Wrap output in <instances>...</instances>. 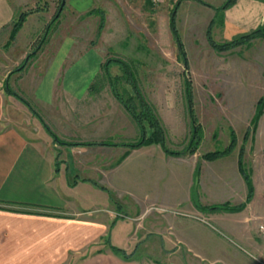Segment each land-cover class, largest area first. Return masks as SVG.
<instances>
[{
    "label": "crops",
    "instance_id": "crops-1",
    "mask_svg": "<svg viewBox=\"0 0 264 264\" xmlns=\"http://www.w3.org/2000/svg\"><path fill=\"white\" fill-rule=\"evenodd\" d=\"M225 1L217 5L206 1L211 6L200 2L213 9L209 24L216 14L215 6ZM28 2L0 0V264H171L169 255L183 256L185 252L199 261L214 241V230L202 220L210 218L262 256L258 262L238 260L227 248L228 238L217 229V263L223 259L225 264H264V248L257 243L252 228L254 214L257 216L256 188L252 200L239 211L204 210L192 198L197 184L199 192L204 193L200 198L203 205L246 202L248 186L238 154L230 160L223 157L217 165V160L200 156L172 155L156 142L133 149L121 144L140 137L141 130L113 92L107 93L110 79L102 80L105 62L97 45L76 54L75 37L65 35L47 64L40 62L45 50L41 46L24 70L13 71L28 56L27 23L16 39L7 43L13 20ZM90 4L88 0L85 4L73 0L79 11L87 10ZM262 25L264 0H235L225 9L221 28L224 38L230 40ZM6 82L41 117L7 92ZM45 124L61 139L86 144L57 142ZM133 157L137 169L142 170L141 190L146 191L149 184L155 193L140 200L141 209L134 213L135 219L140 221L150 208L159 211L145 231L150 233L140 236L137 227L128 226L127 218L133 213L123 210L122 203L92 206L93 194L84 196L79 192L93 189L94 184L107 187L104 180L110 171L125 167ZM188 159L193 160V170L183 177L185 191L181 197L189 203L180 209L175 207L178 198L169 195L167 184L175 182L174 161L178 164ZM198 164L201 171L197 174ZM211 167L215 171L212 174L208 173ZM251 176L255 186L256 176ZM212 179L217 184L213 187ZM162 190L166 198H154ZM206 192H212L214 199ZM175 211L181 216H175ZM149 244L155 249L148 250ZM142 245L147 251L139 249ZM112 246L135 252L126 258Z\"/></svg>",
    "mask_w": 264,
    "mask_h": 264
},
{
    "label": "rangeland",
    "instance_id": "rangeland-1",
    "mask_svg": "<svg viewBox=\"0 0 264 264\" xmlns=\"http://www.w3.org/2000/svg\"><path fill=\"white\" fill-rule=\"evenodd\" d=\"M64 1L61 17L53 23L48 34V42L44 39L48 24L50 25L60 5L62 6L63 0H29L24 6V11L29 12L26 21L30 17L28 22L25 21L26 36L29 40L27 55L37 47L45 46L40 62L47 64L64 36L72 35L77 42L76 54L90 45H97L104 55V62L110 57L126 60L134 68L141 93L161 120L165 143L170 149L175 151L186 149L194 131L193 115L202 127V139L196 152L181 155L191 154L190 157L200 156L205 159L203 154L228 147L233 130L237 137L234 148L236 153L233 150L225 156L210 161L217 160L218 165L223 157L228 156L230 160L237 154L240 160L243 149L242 159L245 168L257 179L255 185L258 194L255 202L257 216L254 214L252 221L254 238L259 246L264 248V236L259 229L264 223V102L261 106L262 115L258 122L254 121L259 109V101H264V38L255 39L250 44L232 50L219 51L212 46L207 37L209 17L213 9L197 0H183L178 8L177 21L185 45L187 55L185 58L181 55L170 29V14L178 0L149 2L148 0H88L91 6L85 11L77 10L73 0ZM74 1L86 3V0ZM206 1L217 5L223 0ZM93 8H102L106 11V25L100 36L97 35L100 16L89 13ZM213 36L218 42L226 40L219 22L213 28ZM110 72L112 77H118L115 81L120 92L131 101L137 111H141L140 100L131 82L126 80L123 68L113 63ZM104 74L105 72L102 80L108 79ZM188 80L192 84L191 99L188 96ZM106 85L107 93L112 94L111 87ZM248 129L250 134L245 137ZM192 161L188 159L178 164L174 161L175 182L173 185L167 184L169 195L173 193L178 198L174 200L175 207L180 209H185L189 203L187 199L181 197L185 191L181 183L186 172L193 170ZM108 169L112 170V167ZM136 169L133 157L125 167L110 171L104 180L107 187L94 184L93 189L83 188L79 192L85 194L84 196L93 194L92 206L97 203L99 205L122 203L123 210L133 213L132 218H127L128 226L137 227L136 233L140 236L149 230L148 225L156 218L158 209L150 208L140 221L135 219L137 216L134 213L141 209L140 200L155 194L149 184L144 188L146 190L144 192L148 194L141 190L142 170L139 167ZM195 169V172L201 171V164L196 165ZM213 169L211 167L208 173L215 172ZM215 185L217 184L212 179L210 186ZM198 188L195 184L192 198L203 209L209 205L200 202L204 193L199 192ZM162 191V194H157L154 198L164 200L167 194ZM206 193L209 198H213L212 192ZM181 214L179 211L174 212L175 216ZM204 224L215 232L211 233L214 241L208 246V253L204 250L205 256L199 258V261L186 252L183 256L174 253L175 255H169V263L225 264L222 262L223 259L217 263V229H221L222 234L228 238L227 248L235 258L245 262L250 260L258 262L260 258L262 259V256L245 241L230 234L228 230H223L216 220L210 218ZM148 233L150 232L146 235ZM205 234L210 235V232L205 231ZM152 235L156 236V234ZM153 239V237L150 239L151 244L154 242ZM212 246L216 248H213V251L210 249ZM142 247L139 249L147 251V247L143 245ZM151 249H155V246L149 244L148 250ZM156 249L159 252L160 248Z\"/></svg>",
    "mask_w": 264,
    "mask_h": 264
},
{
    "label": "trees",
    "instance_id": "trees-1",
    "mask_svg": "<svg viewBox=\"0 0 264 264\" xmlns=\"http://www.w3.org/2000/svg\"><path fill=\"white\" fill-rule=\"evenodd\" d=\"M151 0H148V2ZM183 0H178L175 7L172 9L171 14H170V29L172 31V34L174 36V39L177 43V46L180 50L181 55H183V57H187L186 55V50H185V45L184 42L180 36V31L178 28V21H177V12H178V8L181 4ZM199 2L206 4V5H210L208 2H206L205 0H198ZM235 2V0H226L221 6H215L216 9V14L215 17L213 18V20L211 21V23L208 26V30H207V37L209 39V41L211 42L212 46L219 50V51H228V50H232L234 48L243 46V45H247L250 44L253 40L257 39V38H264V25L259 26L258 28L247 32V33H243V34H239L237 36H235L234 38L230 39V40H225L222 42H218L214 39L213 36V27L216 25L217 22H219L221 25L224 23V11L225 9H227L228 7H230L231 5H233V3ZM61 8V5H60ZM58 9V11L56 12L55 16L53 17L50 25L48 24V28L46 30V36H45V41L49 39L48 34L50 32V29L53 25V23L57 22L62 14V11L64 9V7L62 9ZM27 11H23L21 12L14 20H13V26H12V31H11V35H10V39L7 43V45H10L12 41H14L16 39V36L19 32V30L23 27L26 18L28 16ZM90 14H97L100 16V23H99V27H98V33L97 35L100 36L103 29L105 28L106 25V11L102 8H93L89 11ZM48 37V38H47ZM44 41V42H45ZM41 49V47H37L34 51L30 52L27 56V58L24 59V61L22 62L21 65H19L17 68H15V70L13 71H22L24 70L28 63L31 61L32 58H34L38 51ZM113 63L119 64L125 74H126V80H128L129 82H131L135 93L138 97V99L140 100V103L142 105V110L141 111H137L134 108V105L131 104V101L129 99H126L124 97V95L120 92V90L118 89V86L116 84V78L118 79V77H112L111 72H110V67ZM186 67H188V61H186ZM104 76L108 77V79H110V86L112 89L113 94L122 102V104L126 107V109L128 110V112L133 116V118L135 119V121L137 122L140 130H141V136L133 139V140H129L127 142H123L121 144L128 146L129 148H138L141 147L145 144H150V143H160L163 148L165 149L166 152L171 153V154H175V155H181V154H185V153H195L198 146L200 145V141L202 139V127L197 123V119L196 117L193 115V121H194V131H193V135L192 138L190 140V142L188 143L187 147L185 150L183 151H175L170 149L166 143H165V134H164V129L162 127L161 124V120L159 119V117L157 116V114L155 113L153 107L149 104V102L146 100V98L143 96V94L141 93L140 89H139V85L136 79V74L134 71L133 66L127 62L126 60L122 59V58H117V57H110L106 60V62L104 63ZM189 87H188V96L191 99L192 98V84L191 82L188 80L187 81ZM5 89L7 92L14 94L15 96H17L19 99H21L23 102H25L30 109L38 115V113L34 110V108L31 106V104L28 102V100L26 98H24L17 90H15L8 82L5 83ZM263 100L259 101V109L256 113V116L254 118L255 122H258L260 116L262 115L263 111L261 109V106L263 104ZM39 117H41L40 115H38ZM42 119V118H41ZM43 120V119H42ZM44 122V120H43ZM48 131L53 135L55 141L60 142V143H65V144H81L82 142H69L66 140L61 139L59 136H57V134H55L52 129L45 124ZM248 132L246 133L245 137H248L250 134V129L247 130ZM104 144L107 145H117L118 143H113V142H103ZM82 144H86L85 142ZM237 144V137L235 132H231V142L228 145V147H226L225 149L222 150H214V151H209L205 154H203V157L207 160H214L217 159L221 156H225L229 153H231L234 148L236 147ZM243 149L241 150L240 153V160H239V164H240V169L241 172L243 173L247 186H248V197L246 202H243L241 204H231L230 202H225V203H220V204H211L209 206L204 207V210H209V211H239L243 208L246 207L247 203L249 201L252 200V198L254 197V193H255V186L253 183V178L251 176V174L246 170L245 165L243 163V154H242ZM58 169V168H57ZM199 171H197L198 174ZM113 250L117 253L122 254L124 257L126 258H130L133 256L134 252L129 253L127 250L117 247V246H112Z\"/></svg>",
    "mask_w": 264,
    "mask_h": 264
},
{
    "label": "built area",
    "instance_id": "built-area-1",
    "mask_svg": "<svg viewBox=\"0 0 264 264\" xmlns=\"http://www.w3.org/2000/svg\"><path fill=\"white\" fill-rule=\"evenodd\" d=\"M204 222H208V220L207 219H202ZM260 232H261V234L264 236V223L263 224H261L260 225Z\"/></svg>",
    "mask_w": 264,
    "mask_h": 264
},
{
    "label": "water",
    "instance_id": "water-1",
    "mask_svg": "<svg viewBox=\"0 0 264 264\" xmlns=\"http://www.w3.org/2000/svg\"><path fill=\"white\" fill-rule=\"evenodd\" d=\"M64 3H65V1L63 0L62 6H61V8H60V9H62V8H63V6H64Z\"/></svg>",
    "mask_w": 264,
    "mask_h": 264
}]
</instances>
